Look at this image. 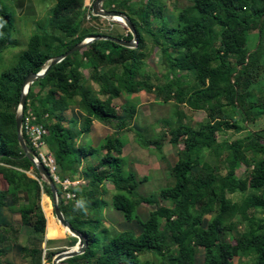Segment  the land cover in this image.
Masks as SVG:
<instances>
[{"label":"trees","instance_id":"16d2710c","mask_svg":"<svg viewBox=\"0 0 264 264\" xmlns=\"http://www.w3.org/2000/svg\"><path fill=\"white\" fill-rule=\"evenodd\" d=\"M84 3L55 0L50 15L38 23L40 30L30 35L11 65L0 71V175L7 182L6 188L0 182V242L7 250L15 246L32 264H43L44 258L51 261L63 249L49 250L48 240L43 252L46 216L41 196L43 192L52 195V189L19 142L16 113L21 86L29 73L39 72L47 60L86 36L107 34L95 29L81 33ZM164 6L162 0H105V8L126 15L135 26L136 47L96 39L29 86L24 116L31 109L34 121L48 129L45 141L61 176L84 178L88 183L77 187V197L70 200L57 185L63 214L88 239L85 252L63 262L233 264L235 257L251 255L252 264H264V90L260 86L264 81V0H189L168 26L163 20ZM14 14L0 0V63L3 52L15 44ZM117 37L131 39L132 33ZM150 43L161 51L166 65V71L155 77L144 69ZM153 90L164 102L174 100L176 106L204 110L207 119L193 125L178 110L176 122L168 121L169 130L146 137L135 127L138 105L133 95ZM122 96L127 100L119 112L114 100ZM70 109L83 115L88 131L94 120L113 130L98 147L79 144L80 119L73 115L67 120L65 112ZM134 129L137 142L153 147L161 160L167 158V138L174 146L184 143L176 162L168 167L172 184L151 197L137 191L147 177L125 169L126 142L121 135ZM229 129L246 134L231 140L226 136ZM24 136L29 145L25 132ZM90 156L94 157L89 160ZM242 164L248 168L246 177L237 176ZM106 180L114 184L110 202L105 198L109 194ZM248 189L251 192L245 194ZM143 202L156 205L146 219L139 213ZM109 203L127 222H137L140 231H113L100 212ZM45 208L48 233H63L65 227L59 229ZM230 210L233 214L227 217ZM7 211L20 215L18 225L27 233L26 244L10 235L15 224ZM185 215L188 218H182ZM77 241V236L70 235L67 245ZM198 248L204 250L202 262L197 260ZM4 252L0 248V264H13L3 261Z\"/></svg>","mask_w":264,"mask_h":264},{"label":"rangeland","instance_id":"374dc122","mask_svg":"<svg viewBox=\"0 0 264 264\" xmlns=\"http://www.w3.org/2000/svg\"><path fill=\"white\" fill-rule=\"evenodd\" d=\"M4 4H6L9 8H11L14 14V27L12 31V39L15 44L9 46V48L3 52V60L0 63V71L4 68H7L11 65V62L16 54L21 52L26 48L27 42L29 40L30 35L40 30L39 22H42L50 15V8L54 5L55 0H2ZM140 0H137L139 3ZM165 4L163 11V20L167 23V26L173 22L177 17V13L180 8L187 3L189 0H162ZM88 2H91L93 5L94 0H85L84 8L86 11V18L83 23L81 33L86 31H92L93 29L99 30L101 32L111 34V35H122L126 36L130 31L128 26L121 21L112 20L110 18H106L101 16L99 19H94L93 17L88 18V13L91 11L87 5ZM89 4V3H88ZM94 27V28H93ZM122 38V37H121ZM149 55L146 59V64L144 69L147 72H150L155 77L156 75L163 74L166 71V65L163 64L161 51L152 46V43L148 45ZM85 74L88 76L90 73L88 70H85ZM163 79V78H161ZM188 80L190 76L187 77ZM260 86L264 90V81L260 83ZM138 95V96H136ZM135 98V105H138L139 102L142 104L139 106L138 116L135 119V127L138 131L142 132L146 137H153L154 134H158L162 131H167L170 129L171 124H168V121L172 123L176 122L178 119L176 117V113L178 110H181L186 114V117L183 118L184 121L190 122L195 125L198 122L205 121L206 112L204 110H193L184 104H180L176 106L174 100L169 102H164L160 100L157 96L156 91L153 90L151 92L142 91L135 93L133 95ZM135 99H138L136 101ZM127 98L122 96L120 98L115 99V105L117 106V111L121 112V106ZM79 116V128L86 132L83 140V143L86 146H99L102 139L97 133H88L87 124L85 125L84 117L78 110H68L65 112V117L67 120L73 116ZM93 124V123H92ZM173 125V124H172ZM92 128V125H91ZM128 131L121 135V138L124 142H126V151L124 154L125 158V169H134L139 178L147 177L142 183H140L137 191L141 195L150 196L158 193L159 189L165 187L167 185L172 184L173 179L168 171V167L174 164L178 158L177 151L178 148L182 149L184 147V143L180 142L178 146L172 145L167 138L164 144V151H166L167 158L165 160H161L153 147L145 148L141 146L137 140L135 139V131ZM91 130V129H90ZM246 134V131L237 132L234 129H229L227 131L226 136L233 140L239 137H242ZM219 139H223L222 135H219ZM82 142V141H81ZM208 158L212 159L210 154H208ZM213 160V159H212ZM250 172V169H249ZM31 170L28 171V174H32ZM248 174V168L246 165L242 164L241 167L237 171V176L246 177ZM35 175V174H34ZM87 182V179H84ZM1 187L6 188L7 182L4 180L2 175H0ZM84 182V183H85ZM251 191L248 189L245 194H249ZM138 194V195H139ZM241 194H238L236 197L240 199ZM107 200H111V195L105 196ZM158 203L162 204L164 201L156 198ZM100 209V206H97ZM156 205L155 203L143 202L139 206V213L143 218H148L155 212ZM100 212L105 219V223L110 225L113 231L117 230H128L134 233H138L140 231V227L137 222H127L124 218L123 213L120 210L114 208L111 204L105 205L100 209ZM156 214V213H154ZM233 212L227 211L225 215L228 217L232 215ZM12 219L17 220L20 223V215L19 214H11ZM153 218V224H157V219ZM182 218H188V215L182 216ZM67 231V235H72L69 230ZM11 235L17 239V242L21 244H26L28 240L27 233H25L23 228H19L17 223L15 224V229L10 231ZM57 235V234H56ZM44 253L47 248L46 244L43 243ZM71 246L65 247L63 250L70 248ZM0 248L5 252L3 254V261L5 263H13V264H32L29 258L25 257L23 253L19 252L15 246L12 249H6L8 246L0 242ZM6 249V250H5ZM47 250V249H46ZM43 253V255H44ZM151 253H147L145 256H151ZM204 258V250L202 248H198L197 260L198 262H202ZM46 263L44 264H52V260L46 258ZM43 261V260H42ZM253 258L251 255L249 256H238L233 260V264H252ZM59 264H66L63 261H60Z\"/></svg>","mask_w":264,"mask_h":264},{"label":"water","instance_id":"95a60500","mask_svg":"<svg viewBox=\"0 0 264 264\" xmlns=\"http://www.w3.org/2000/svg\"><path fill=\"white\" fill-rule=\"evenodd\" d=\"M104 1L105 0H94L93 5H92V12L94 15H100L106 18H110L112 20H117L115 17L120 16L123 18L124 22L128 28L129 31L132 33V38L131 39H125L121 37H117L115 35L111 34H97V35H89L86 36L83 40H81L79 43L74 45L72 48H70L68 51L55 55L49 60H47L43 68L39 72H31L29 73L21 86L22 92L20 96V103L17 108V113H16V124H17V133H18V138L21 147L23 148L26 156L33 162V151L26 142L25 136L23 134V128H22V122H23V117H24V108L26 104V99H27V93L29 90V86L37 79L40 77H43L46 72L57 62L65 58L67 55L71 54L72 52L82 49L92 43L96 39H109L112 41H115L117 43H120L124 46L127 47H136L138 43V34L135 26L131 22V20L124 14L118 13L116 11L107 9L104 7ZM39 173L42 175V177L50 184L51 189H52V200H53V207H54V213L57 219L59 220L60 224L63 227H66L70 233L74 236L78 237V241L75 245L71 246L70 248L66 250L59 251L58 253L55 254L52 264H59L60 261H63L66 258L81 254L86 251L87 246H88V239L87 237L78 229L74 228L72 224L66 219L65 215L63 214L61 208L59 207V196H58V189L57 185L53 181L47 167L43 163H35L34 164Z\"/></svg>","mask_w":264,"mask_h":264},{"label":"built area","instance_id":"2783aa9c","mask_svg":"<svg viewBox=\"0 0 264 264\" xmlns=\"http://www.w3.org/2000/svg\"><path fill=\"white\" fill-rule=\"evenodd\" d=\"M88 3L87 5L91 10L88 13V18H90L94 13L92 12V3ZM34 120L35 116L33 111L28 109L26 115L23 117L22 128L23 134L24 132L26 133L30 148L33 151V164L43 163L47 167L55 184L61 188L63 197L67 200L74 199L78 195L75 189L79 187L80 183L84 180L72 179L69 177L63 178L61 176L59 164L45 141V135L48 133V129L42 123H37Z\"/></svg>","mask_w":264,"mask_h":264},{"label":"crops","instance_id":"0c3cea01","mask_svg":"<svg viewBox=\"0 0 264 264\" xmlns=\"http://www.w3.org/2000/svg\"><path fill=\"white\" fill-rule=\"evenodd\" d=\"M141 94V92H140ZM138 96V95H136ZM115 101V100H114ZM142 104V102H139L138 104V108L139 106ZM71 110V109H70ZM69 110V111H70ZM139 112V110H138ZM113 129L109 126V125H105L104 123L98 121V120H94L93 121V124H92V128L91 130L88 132V133H97L99 134L100 138H104L110 131H112ZM86 132H83V134L80 136L79 138V144H83V138L84 136L86 135L85 134ZM82 141V142H81ZM126 145V144H125ZM126 147L127 146H124V154H125V151H126ZM105 153V151H100L99 154L103 155ZM166 153V151H165ZM167 154V153H166ZM94 157V156H93ZM93 157H89L88 159H92ZM84 163H86V159L84 160ZM83 163V164H84ZM33 172V170H31ZM31 176H35L34 173L31 174ZM84 180V178H83ZM83 181L82 183H80L79 187H82L83 186L85 187L88 183ZM105 185H106V188L109 190V194H107L106 196L108 195H111L112 194V191L114 189V184L111 182V181H108L106 180L105 181ZM112 205V203H109L108 205ZM41 206L43 208V211L45 213V216H46V233H45V243L44 244H47L46 242L49 240V244H48V249L49 250H57V249H64L65 247H68L67 245V240L69 239V236L70 235H67V231H63V233L61 234H58V235H53V234H49L48 233V212L46 211V208H49L50 211H51V214L54 215V219H55V224L59 227V229L62 230L63 226L60 224L59 220L57 219V217L55 216V213H54V207H53V200H52V195H48L47 193H42V196H41ZM7 214L9 215V221L11 222V220H13L14 224L17 223V225L19 224V222H17V220H14L11 218L10 216V213L7 211ZM20 221V219H19ZM11 235V233H10ZM46 263V260L43 259V264Z\"/></svg>","mask_w":264,"mask_h":264},{"label":"bare ground","instance_id":"6f19581e","mask_svg":"<svg viewBox=\"0 0 264 264\" xmlns=\"http://www.w3.org/2000/svg\"><path fill=\"white\" fill-rule=\"evenodd\" d=\"M115 18H116L117 20H119V21H124L123 18L120 17V16H117V17H115ZM65 229L68 230L66 227H65Z\"/></svg>","mask_w":264,"mask_h":264}]
</instances>
